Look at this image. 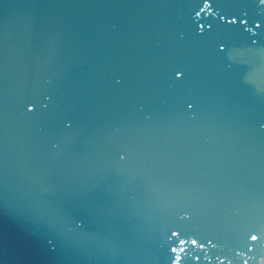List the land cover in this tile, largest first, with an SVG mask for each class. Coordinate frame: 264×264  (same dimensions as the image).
<instances>
[{
	"label": "water",
	"instance_id": "obj_1",
	"mask_svg": "<svg viewBox=\"0 0 264 264\" xmlns=\"http://www.w3.org/2000/svg\"><path fill=\"white\" fill-rule=\"evenodd\" d=\"M210 3L0 0V264H167L176 208L213 264L263 259L264 56L217 17L258 0Z\"/></svg>",
	"mask_w": 264,
	"mask_h": 264
},
{
	"label": "snow or ice",
	"instance_id": "obj_2",
	"mask_svg": "<svg viewBox=\"0 0 264 264\" xmlns=\"http://www.w3.org/2000/svg\"><path fill=\"white\" fill-rule=\"evenodd\" d=\"M254 7L264 9V0H258V3L255 4H233L231 10L217 13V17L219 21L223 22L221 28L225 31L235 33L238 37L245 33L249 34L247 43L244 46V52L241 55L259 54L264 56V35L253 31V28L257 30L264 29V15H261L258 19H254L249 13V9ZM198 8L199 10L196 11V16H199L205 10L212 9V4L210 0H203L202 6H198ZM229 15L232 17L231 19L227 18ZM209 28H213L211 23L209 24ZM201 31L203 32V29ZM214 47L218 53L223 54L229 48V44L224 38H217ZM235 58L229 56L230 60ZM181 75L175 74L174 78L179 80ZM260 75H264V64L249 61V80ZM192 107L191 104L186 105L188 111H191ZM25 108L28 112H32L35 105H25ZM68 127H71V124ZM115 154L118 161L127 162L130 156V150L118 145L116 146ZM190 215L191 213L187 208H176L175 216L177 219L174 223L165 226L167 232L170 234L169 238L176 242L168 250L167 264H182V261L184 264H188L189 261H191V264H213V260L209 258L208 252L210 250L216 251L219 248V241L213 236H206L200 232L189 230L186 222L189 221ZM72 230L77 232L76 227H72ZM257 241H264V224L258 225L255 230L248 232L247 244H254ZM247 244L245 245L246 247ZM48 249L46 255L49 257L55 258L61 255V249L59 247H53L49 244ZM189 250L191 251L189 252ZM222 250L220 249V251ZM247 250L249 252L253 251L250 247ZM235 255L241 258L242 264H248V259L242 257L240 252H236ZM215 259L216 264H225V259H221L219 255ZM227 264H233L232 260H228ZM258 264H264V259H260Z\"/></svg>",
	"mask_w": 264,
	"mask_h": 264
}]
</instances>
